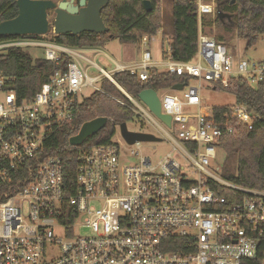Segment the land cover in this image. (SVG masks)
<instances>
[{"label":"built area","instance_id":"2783aa9c","mask_svg":"<svg viewBox=\"0 0 264 264\" xmlns=\"http://www.w3.org/2000/svg\"><path fill=\"white\" fill-rule=\"evenodd\" d=\"M195 2L197 50L189 61L171 57L170 41L154 58L153 35L140 37L147 47L135 62L122 64L106 55L114 64L111 72L46 34L0 40V51L42 49L32 57L54 66L39 90L22 100L0 68V264H242L256 256L264 237V190L240 186L210 169L219 139L232 132L233 122L250 125L251 113L238 103L218 115L215 107L207 111L200 89L204 81L225 89L241 78L264 95V60L235 59L227 45L203 31L204 17L217 14L215 5ZM90 67L98 73L88 75ZM152 70L186 79L180 90L156 91L170 126L128 96L135 117L155 124L161 135L151 134L169 142L171 150L152 162L138 151L142 142L128 144L122 136L126 149L114 140L83 148L74 189L66 193L62 161L46 151L47 139L72 118L84 87L100 90L108 79L122 90L115 73L146 80ZM190 78L197 85L188 86ZM184 106L196 107V113ZM222 187L234 197L220 195ZM81 228L87 232L80 234Z\"/></svg>","mask_w":264,"mask_h":264},{"label":"trees","instance_id":"16d2710c","mask_svg":"<svg viewBox=\"0 0 264 264\" xmlns=\"http://www.w3.org/2000/svg\"><path fill=\"white\" fill-rule=\"evenodd\" d=\"M152 9L146 11L143 0H108L101 10V18L108 27L102 33L82 32L79 34L52 35L56 43L77 48H100L109 40L120 43H137L143 35H155L161 27V0H150ZM215 9L228 16L212 19L219 31L218 42H225L236 37L245 42L246 48L256 45L258 36L264 35V0H214ZM171 57L178 61L191 60L197 50L198 16L195 0H170ZM17 15L16 0H0V20L14 18ZM204 23V21H203ZM38 35H24L23 37ZM18 36L4 35L0 40ZM227 45V44H226ZM68 59L61 61L64 68ZM0 68L8 77V88L13 90L19 100L31 98L48 80L54 66L43 58H33L27 51L9 47L0 51ZM118 88L108 79L100 82V90L75 102L72 118L55 128L47 139L45 149L49 154L60 157L64 169L66 193H71L75 186V173L78 153L83 148L111 142L117 125L128 123L135 117L130 96L138 99L143 89L159 91L170 89L186 79L169 72L152 70L146 80H140L127 71L114 74ZM235 96L236 102L247 107L252 122L247 124L232 123L233 130L219 139L218 147L225 152V161L221 176L243 187L264 190V95L259 87H252L241 78L229 81L225 88ZM226 106H217L218 115L226 111ZM108 118L106 124L95 134L89 136L79 146L68 143L71 136L78 132L86 121L96 117ZM218 193L228 198L234 197V191L222 187ZM242 264H264V237L260 240L257 254L245 259Z\"/></svg>","mask_w":264,"mask_h":264},{"label":"rangeland","instance_id":"374dc122","mask_svg":"<svg viewBox=\"0 0 264 264\" xmlns=\"http://www.w3.org/2000/svg\"><path fill=\"white\" fill-rule=\"evenodd\" d=\"M205 3H213L215 5L214 0H204ZM170 0H161V18L162 24L158 32L152 36V41H150L149 48L153 54L154 58H158L162 51L168 50L169 41H170V30H171V5ZM49 19L53 17V12H49ZM212 16L208 15L204 17L203 21V31L216 39V34L219 31L215 24L211 23ZM52 33H47V37H51ZM227 47L234 54V58H242L246 60H254L260 61L264 60V35L258 36L257 43L255 46L246 48L245 42L241 39L233 37L228 39L226 42ZM225 44V45H226ZM144 46L143 44L137 43H120L118 40H109L102 47L99 48V55L94 57V54H89V57L95 60V63L100 65L103 69L111 72L114 69V64L110 59L106 57L109 56L112 59L116 60L122 64H128L131 62H135V55L141 54V51ZM28 53L31 56H41L42 49L31 48L28 50ZM86 67V63L83 64ZM86 73L90 76L96 75L98 72L96 69L90 67L87 69ZM197 85V82L194 78L188 79V86ZM93 89L89 86L84 87L81 91V95L79 99L86 97L91 94ZM177 94L181 95L180 91H176ZM200 96L202 98V104L206 107L205 110L210 111L211 107L217 106H229L234 105L236 102L235 96L228 92L227 90L217 87L213 89L212 85L207 82H203L200 89ZM184 111L188 113H196V107L194 106H184ZM157 122L161 125L163 123L161 121ZM129 130L136 132H148L154 133L158 136L161 135L157 126L151 122L147 123L145 121H140L139 117H134L132 121L126 123ZM170 131V129L167 128ZM118 129L116 127V133L113 136L112 140L119 142L120 147L126 149L127 147L123 144L121 135L117 132ZM131 148H135V145L131 146ZM172 148V145L166 140L161 142H142L139 145L138 151L142 154L149 156L152 162H156L160 160L166 153H168ZM129 160L134 161L135 157H129ZM225 161V152L222 149L216 150V158L211 159L210 169L212 172L218 176H221V169H217L216 167H222ZM78 232L80 234H84L87 232L86 229H79Z\"/></svg>","mask_w":264,"mask_h":264},{"label":"water","instance_id":"95a60500","mask_svg":"<svg viewBox=\"0 0 264 264\" xmlns=\"http://www.w3.org/2000/svg\"><path fill=\"white\" fill-rule=\"evenodd\" d=\"M108 0H16L17 15L14 18L0 21V36H24L58 34H79L82 32L102 33L108 27L101 18V10ZM146 11L152 9L150 0H143ZM53 17L49 19V12ZM218 17L228 16L217 12ZM183 85L175 84L172 89L180 90ZM138 99L167 126H170L171 117L161 113L160 99L153 89H143L138 93ZM108 121L107 117L100 116L84 122L78 132L71 136L68 143L73 146L81 145L86 138L97 133ZM120 135L128 144L140 142H158L160 138L148 132L129 130L126 123L118 125Z\"/></svg>","mask_w":264,"mask_h":264},{"label":"crops","instance_id":"0c3cea01","mask_svg":"<svg viewBox=\"0 0 264 264\" xmlns=\"http://www.w3.org/2000/svg\"><path fill=\"white\" fill-rule=\"evenodd\" d=\"M80 49V51L86 56V57H88L90 60H92V61H94L95 62V60L93 59V58H91V57H89V54H93V53H95L91 48H79ZM99 49V48H98ZM99 51V50H98ZM97 55H99V53H95L94 54V57H96ZM234 55V54H233ZM140 56H141V54H137V56L135 55V58H136V60L135 61H137V60H139V58H140ZM85 62L83 61V64H84Z\"/></svg>","mask_w":264,"mask_h":264},{"label":"flooded vegetation","instance_id":"af4514ba","mask_svg":"<svg viewBox=\"0 0 264 264\" xmlns=\"http://www.w3.org/2000/svg\"><path fill=\"white\" fill-rule=\"evenodd\" d=\"M78 0H74V2H77Z\"/></svg>","mask_w":264,"mask_h":264}]
</instances>
